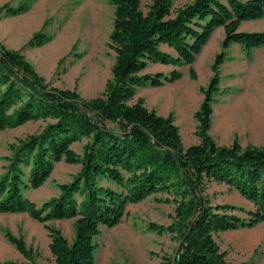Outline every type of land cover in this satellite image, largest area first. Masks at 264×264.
<instances>
[{
    "label": "trees",
    "instance_id": "trees-1",
    "mask_svg": "<svg viewBox=\"0 0 264 264\" xmlns=\"http://www.w3.org/2000/svg\"><path fill=\"white\" fill-rule=\"evenodd\" d=\"M110 2L114 15L108 45L114 63L96 97L84 98L74 89L49 84L20 50L0 43V131L30 120L48 121L38 134L9 144L8 165L0 176V213L26 212L41 223L55 264H93L101 227L120 223L127 204L161 193L166 197L160 201L173 204V220L168 226L150 222L148 228L172 233L177 243L163 264H233L216 236L264 222V146L242 147L237 141L220 146L208 130L224 49L232 43L246 50L264 45V31L240 29L243 22L264 18V0H192L176 6L173 0ZM5 7L13 15L26 9ZM219 27L224 32L222 51L211 64L213 74L201 88L204 98L194 113L199 142L184 146L173 115L149 109L142 97L134 100L136 88L181 77L177 69L168 75L148 73L150 63L188 65L195 79L192 64ZM45 39L36 34L28 44L40 45ZM162 44L175 55L163 51ZM83 137L87 141L79 155L71 145ZM62 159L80 163V170L71 182L57 184V196L38 206L24 190L40 187ZM24 166H29L26 179ZM213 181L235 188L252 208L214 204L207 192ZM234 210L244 211L246 217ZM70 218L71 241L48 223ZM6 237L25 260L0 264H40L22 238L9 232Z\"/></svg>",
    "mask_w": 264,
    "mask_h": 264
},
{
    "label": "rangeland",
    "instance_id": "rangeland-1",
    "mask_svg": "<svg viewBox=\"0 0 264 264\" xmlns=\"http://www.w3.org/2000/svg\"><path fill=\"white\" fill-rule=\"evenodd\" d=\"M191 0H173L174 6ZM18 14L6 13L5 6H25ZM0 43L8 49L20 50L25 59L49 84L76 90L84 98L100 95L111 77L114 52L108 45L112 29L114 5L110 0H0ZM243 31H264V18L244 22ZM36 34L46 39L40 45L30 46ZM222 29L215 30L192 66L150 63L146 72L169 74L177 69L181 77L160 86L149 84L136 88L134 100L144 99L149 109L158 114L173 115L174 123L184 146L199 142L198 122L194 113L204 98L212 76L211 64L222 51ZM161 49L175 55L173 49ZM225 60L219 65L218 91L213 96L209 135L220 146L237 141L242 147L264 146V45L244 49L232 45L224 49ZM47 120H30L0 131V176L8 165L9 144L17 138L38 134ZM87 141L81 138L72 143L79 155ZM25 176L29 166H24ZM80 163L63 159L54 164L48 179L38 188L24 190V195L38 206L46 199L57 196V184L69 183L80 170ZM214 204H230L251 209L252 204L239 192L224 183L210 182L208 191ZM79 198V196H77ZM165 194H152L126 206V215L113 227H101L95 237L97 248L93 264H163L173 254L175 235L161 234L148 228L150 222L168 226L173 220V204L160 201ZM160 198V199H159ZM241 217L244 211L234 210ZM58 228L69 240L74 236V218L48 222ZM22 238L34 250L40 264H55L49 251L50 238L44 226L26 212L0 213V261H24V257L9 242L6 233ZM216 241L227 259L233 264H264V222L253 227H240L220 232Z\"/></svg>",
    "mask_w": 264,
    "mask_h": 264
},
{
    "label": "crops",
    "instance_id": "crops-1",
    "mask_svg": "<svg viewBox=\"0 0 264 264\" xmlns=\"http://www.w3.org/2000/svg\"><path fill=\"white\" fill-rule=\"evenodd\" d=\"M191 1H192V0H191ZM246 22H247V21H246ZM243 23H244V22H243ZM243 23H242V24H243ZM242 24H241V25H242ZM217 29H222V27H219V28H217ZM217 29H216V30H217ZM222 31H223V29H222ZM162 45H165V44H162ZM162 45H161V46H162ZM232 45H239V44H237V43H232ZM165 46H167V45H165Z\"/></svg>",
    "mask_w": 264,
    "mask_h": 264
}]
</instances>
